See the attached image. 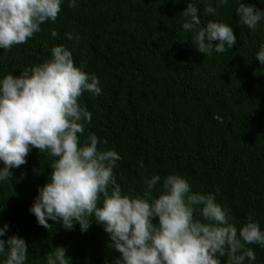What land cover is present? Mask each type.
<instances>
[{
    "label": "trees",
    "instance_id": "trees-1",
    "mask_svg": "<svg viewBox=\"0 0 264 264\" xmlns=\"http://www.w3.org/2000/svg\"><path fill=\"white\" fill-rule=\"evenodd\" d=\"M248 3L264 8L260 0ZM208 5L215 7V0L197 5L201 23L221 20L237 37L225 53L194 48L192 33L181 27L186 0H78L76 7L65 0L55 23L41 25L25 44L0 49V75L18 74L64 45L99 78L102 94L80 98L92 113L85 136L91 131L119 153L114 176L123 192L141 195L153 174L177 173L194 192L214 194L237 226L251 215L264 228V69L254 58L264 45V23L254 32L241 25L234 0L216 16L204 15ZM52 159L33 149L0 182V226L7 222L9 235L29 242L26 264H46L58 245L71 264H104L119 254L107 248L100 225L66 231L49 221L45 229L28 211ZM247 246L254 264H264V248Z\"/></svg>",
    "mask_w": 264,
    "mask_h": 264
},
{
    "label": "clouds",
    "instance_id": "clouds-1",
    "mask_svg": "<svg viewBox=\"0 0 264 264\" xmlns=\"http://www.w3.org/2000/svg\"><path fill=\"white\" fill-rule=\"evenodd\" d=\"M64 2L0 0V49L25 44L41 25L55 23ZM77 2L68 0V5L76 7ZM229 3L215 0V7L205 6L203 13L216 16ZM198 4L204 0H186L179 13L182 30L192 33L194 48L203 55L233 49V27L216 19L202 24ZM234 4L239 23L250 31L264 23V8L248 0ZM57 35L51 31L52 37ZM66 35L73 39L71 33ZM254 58L264 69V45ZM85 92L102 94L99 78L77 65L62 44L18 74L0 75V182L25 165L33 149L53 158L28 208L37 223L45 229L59 223L66 231L79 225L81 232L93 223L100 225L108 237L107 248L119 254L104 264H254L255 251L247 245L264 248L260 222L249 215L237 226L214 194L194 192L184 176L171 173L162 179L153 174L143 194L122 191L114 176L119 153L107 147V139L91 131L85 136L86 125L92 123V113L80 103ZM9 231L7 222L0 226V264H26L29 242ZM46 264L71 260L58 245L46 255Z\"/></svg>",
    "mask_w": 264,
    "mask_h": 264
}]
</instances>
